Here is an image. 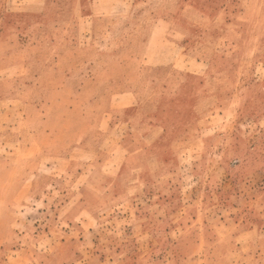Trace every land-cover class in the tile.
Instances as JSON below:
<instances>
[{"label":"rangeland","instance_id":"rangeland-1","mask_svg":"<svg viewBox=\"0 0 264 264\" xmlns=\"http://www.w3.org/2000/svg\"><path fill=\"white\" fill-rule=\"evenodd\" d=\"M6 1L0 264H264V0H135L50 37ZM127 88L139 113L105 112Z\"/></svg>","mask_w":264,"mask_h":264},{"label":"crops","instance_id":"crops-1","mask_svg":"<svg viewBox=\"0 0 264 264\" xmlns=\"http://www.w3.org/2000/svg\"><path fill=\"white\" fill-rule=\"evenodd\" d=\"M60 1L61 0H38V2H33L29 0H22L21 5L23 8L30 9V10H33L36 7L38 8V10H41L43 12V15L39 17L40 21L38 25L40 27L41 26L43 27L42 33L43 34L47 33L49 37H50L52 30H50L47 27L50 24L61 23L64 25L76 26V25H80L83 23H89V24H99V23L116 24L118 23L121 25H126V24L133 22V20L131 21V19H133L134 13L136 12L135 0H132V1L119 0V1H122L119 3H116L117 0H66V1H61V2ZM4 3H7V5H9V1L3 0V2H0V9L6 8ZM59 7H62L64 9V15L61 17L56 16V12H57L56 9H58ZM116 8L120 10L123 9L124 12L131 13L132 18L128 20V22L121 21L120 18H115L111 20L107 19L108 17L106 16V14L111 13L112 11L110 10H113V12H115ZM124 12L120 11L117 14H122ZM111 14H114V13H111ZM96 53L97 55L106 56L105 53L101 54L102 52L101 53L96 52ZM167 59L169 63L172 62L173 64H175V58L173 59L167 58ZM197 61L199 60L197 59ZM194 65H196V63ZM192 71H194L195 73H198L197 70L195 71L192 69ZM70 72H72L71 69H70ZM184 86H185V83L181 87L184 88ZM110 100L114 104L113 105L114 108L110 109L109 107L108 108L106 107L107 109L105 110V112L107 111L108 113H112V114L120 113L122 111H125L133 107L135 108L139 104L138 94L135 91H133L131 88H127L125 90L119 91L118 93L112 96L109 95L108 101ZM141 107L143 111L145 106H141ZM133 110L137 111L136 114L139 113V110L137 108ZM32 118H36V117H27V119H32ZM37 119H39V117H37ZM141 122H142L141 123L142 125L141 135L143 136V139H147V141L148 140L150 141L149 137L152 132L156 133L157 131L158 133L160 132L162 133L165 129V125L162 122V120H156L149 116H145L144 118H141ZM152 142L153 141L150 142L148 149L147 147L145 148L144 150L145 154L153 153V151L150 150L151 148L150 146ZM145 146H148V144ZM263 230L264 229H262L261 231Z\"/></svg>","mask_w":264,"mask_h":264}]
</instances>
